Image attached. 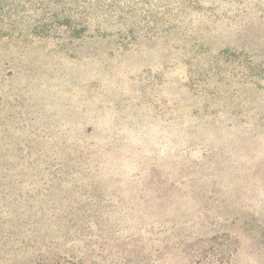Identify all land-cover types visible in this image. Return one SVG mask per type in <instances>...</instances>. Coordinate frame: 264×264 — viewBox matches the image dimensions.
Listing matches in <instances>:
<instances>
[{"label": "rangeland", "instance_id": "obj_1", "mask_svg": "<svg viewBox=\"0 0 264 264\" xmlns=\"http://www.w3.org/2000/svg\"><path fill=\"white\" fill-rule=\"evenodd\" d=\"M0 264H264V0H0Z\"/></svg>", "mask_w": 264, "mask_h": 264}]
</instances>
